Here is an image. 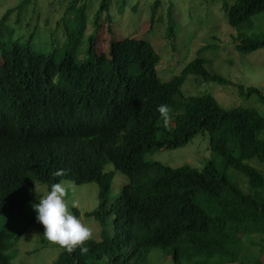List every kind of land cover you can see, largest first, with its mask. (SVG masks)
<instances>
[{
	"label": "trees",
	"instance_id": "16d2710c",
	"mask_svg": "<svg viewBox=\"0 0 264 264\" xmlns=\"http://www.w3.org/2000/svg\"><path fill=\"white\" fill-rule=\"evenodd\" d=\"M84 1H69L66 11L72 16L61 17L65 46L52 42L48 51L36 46L34 32L13 36L6 29L7 16L28 0L0 18V220H30L27 211L38 201V191L25 187L14 192L11 180L19 165L43 173L42 162L32 159L33 154L63 167L71 179L83 174V182L97 183L99 211L90 214L100 225L114 214L111 234L102 228L100 239L83 243L86 253L79 247L72 253L63 250L53 264H144L151 248L164 250L175 264L236 262L246 240L256 234L264 241V176L245 162H264V115L252 107H224L209 93L183 94L180 87L188 75L201 82L233 84L210 70L200 52L165 81L157 72L159 54L139 36L110 33L107 53L96 52L92 33L101 17L111 19L112 0L99 1L94 19ZM158 2L152 4L146 30ZM223 9L227 24L236 28L264 11V0L223 1ZM167 15L164 36L175 51L176 23L170 8ZM87 24L94 26L89 33ZM57 32L58 23L49 30L50 38ZM83 34L88 37L85 54L74 58L65 47L76 46ZM237 36L239 51L264 46V32ZM208 47L202 45L199 51ZM237 88L240 95L255 94L264 103L257 87ZM159 104L171 110L169 132L155 111ZM198 132H207L209 149L220 165L209 161L198 169L143 160L150 149L183 146ZM66 144L79 150L77 162L64 149ZM107 160L128 177L110 207L111 173L103 170ZM228 168L247 178L245 188ZM15 239L12 232L0 236V251ZM10 260V253L0 254V264Z\"/></svg>",
	"mask_w": 264,
	"mask_h": 264
},
{
	"label": "rangeland",
	"instance_id": "374dc122",
	"mask_svg": "<svg viewBox=\"0 0 264 264\" xmlns=\"http://www.w3.org/2000/svg\"><path fill=\"white\" fill-rule=\"evenodd\" d=\"M20 1L0 0V17L6 9L15 7ZM69 1L28 0L27 4L20 9L13 10L7 16L6 29L12 30L13 36L27 37L29 33L34 32L36 46L42 51H48L52 42L63 47L65 46V29L62 28L61 17L65 13L69 17L72 16L70 11H66ZM99 1H84L91 19H94ZM122 1L112 0L108 8L111 19L107 22L105 17H101L99 21L102 22L97 25L98 28L94 29L96 33L92 34L96 52L107 53L110 33L114 32L115 35L118 34L116 36L122 37L139 36L148 41L159 54L157 72L164 81L178 74L183 66L200 52V56L208 60L207 67L210 70L217 72L233 84L201 82L195 80L193 75H188L180 87L183 94L209 93L224 107H252L264 115V103L259 101L255 94L240 95L237 88V85H241L244 89L249 86L257 87L264 95V46L249 52L239 51L235 47L241 41L237 35L245 36L264 32V11L253 15L235 28L227 24L223 9V1L231 3L233 0H159L153 22L147 32L143 33L141 30H144L148 24L150 7L155 0ZM168 8L176 23L175 51L170 48L164 36L168 22ZM56 23H58V32L50 38L49 30L53 29ZM93 27L87 24L85 33H89ZM98 36L99 39L96 41ZM87 39V35L83 34L76 46L69 45L65 48L72 51L74 58H81L85 54ZM202 45H209V47L199 51ZM160 128L163 129L161 126ZM164 130L169 132L170 128L166 126ZM145 157L171 167L189 165L198 169L209 161L216 165H220L221 162L220 158L209 149L207 132H198L185 145L177 148L160 146L157 149H150ZM245 162L259 170L264 176V162L256 158L247 159ZM103 170L113 172L108 200L111 204L121 187L126 184L127 177L108 161L103 165ZM227 172L242 189L245 188L246 184L243 186V182H247L245 176L238 175L230 168ZM61 182L68 185L65 200L69 205V210L90 228V238L98 239L100 227L87 214L97 205V183L87 182L77 185L71 181ZM227 196L230 195L224 192V197ZM73 203L75 207H72ZM112 217L113 215H110L105 219V227L109 231ZM13 242L11 264H51L54 260L51 256L54 254L51 242L41 239L39 233L24 230ZM53 245L58 253L60 248ZM260 245H264V241L259 235H253L250 241L244 242L238 260L225 264H257L255 262L257 260H260L259 264H264V249L262 250ZM145 264L175 263L164 250L151 248L147 251Z\"/></svg>",
	"mask_w": 264,
	"mask_h": 264
},
{
	"label": "clouds",
	"instance_id": "9594fccd",
	"mask_svg": "<svg viewBox=\"0 0 264 264\" xmlns=\"http://www.w3.org/2000/svg\"><path fill=\"white\" fill-rule=\"evenodd\" d=\"M152 4L150 7L149 17L151 15ZM149 17H148V21H149ZM147 25L148 24H146V26ZM141 31L143 33L147 32L146 27L144 30H141ZM119 37H122V36H119ZM57 80H58V77L56 76L55 81L57 82ZM155 111L158 113L163 126L166 127L170 120L171 110L169 106L167 104H159L156 106ZM46 141L50 143H54V139H48ZM64 149L70 154L72 162H77V160L75 159V155L78 153L79 150L75 149L73 151V147L67 144ZM147 152L145 153L143 160L146 162L154 161V160L146 159L145 156ZM31 158L36 161L42 162L43 173L36 171L33 167H29L26 165H22V166L19 165L13 171L14 175L11 180V186L12 188H14V192H17V193L25 187L31 192L38 191V194H37L39 195L38 201L35 204H32V207L30 208V210L27 211V216H30V220L28 219L27 222H25V220L21 218L18 220L10 221L9 224L6 222V219L0 220V236L6 238V235L12 232V233H15L16 239H17L24 230L39 233L41 239L51 242V245L53 246L54 254H52L51 256L54 258V260L52 261L51 264L54 263V261L59 257V255L62 253L63 250L67 253H72L76 250V248L79 247V251L81 254L86 253L87 248L83 246V243L87 241L88 239H91L90 238L91 230L88 226L83 224L82 221L77 216L73 215L72 212L69 210V205L66 203V200H65L66 193L68 191V185L65 182H61V181H66V182L71 181L77 185L87 183V182H83V174L80 176L77 175L75 179H71L66 176V170H64L63 167H58L53 163L38 160L35 158L33 154ZM107 161L109 162V160ZM104 163L105 161L103 162V164ZM110 173H111V179H110V184H109V192H110V185H111L113 172L110 171ZM46 181H49L50 183L47 184ZM127 183H128V177H127L126 184ZM47 185H50L49 188ZM123 186L121 187L120 191L122 190ZM98 190H99V186H98ZM112 203L113 202H111V204L107 203L106 207H110ZM97 205H98V200H97ZM97 205L95 209L87 213L92 218L93 216L90 213L92 211H96V212L99 211V208H97ZM72 207H75L74 203ZM110 215H113L114 217L113 212H111L109 215L106 216V218L109 217ZM113 217L111 218V221ZM95 221L97 222V220ZM98 225L100 227L98 239H100L102 228L108 234L112 233V223L110 225L111 226L110 231L107 230L105 227V220H104L103 226L100 225L99 223ZM13 241L15 240H12L11 243L7 241L6 248L4 247L0 251V254L3 256H5L6 253H10L11 260L13 259V250H14L13 245H12L14 244ZM53 244L57 245L60 248L58 253ZM19 264H23V263H19Z\"/></svg>",
	"mask_w": 264,
	"mask_h": 264
}]
</instances>
